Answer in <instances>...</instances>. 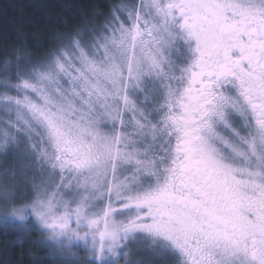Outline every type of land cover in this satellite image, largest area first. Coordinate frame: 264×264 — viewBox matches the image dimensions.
Segmentation results:
<instances>
[{
	"label": "snow or ice",
	"instance_id": "6c2138e0",
	"mask_svg": "<svg viewBox=\"0 0 264 264\" xmlns=\"http://www.w3.org/2000/svg\"><path fill=\"white\" fill-rule=\"evenodd\" d=\"M93 16L39 59L22 40L0 60L17 238L40 232L51 264H264V0Z\"/></svg>",
	"mask_w": 264,
	"mask_h": 264
},
{
	"label": "trees",
	"instance_id": "16d2710c",
	"mask_svg": "<svg viewBox=\"0 0 264 264\" xmlns=\"http://www.w3.org/2000/svg\"><path fill=\"white\" fill-rule=\"evenodd\" d=\"M116 0H0V60L9 50L26 41L27 51L39 59L52 51L58 37L72 33L83 23L96 22L93 12L107 13ZM44 10L54 13L59 22L43 21ZM35 25V27H33ZM17 222L0 223V264H51L52 249L38 246L44 236L36 231L23 232L18 239ZM35 228V227H33Z\"/></svg>",
	"mask_w": 264,
	"mask_h": 264
},
{
	"label": "rangeland",
	"instance_id": "374dc122",
	"mask_svg": "<svg viewBox=\"0 0 264 264\" xmlns=\"http://www.w3.org/2000/svg\"><path fill=\"white\" fill-rule=\"evenodd\" d=\"M7 222H17V221L6 220V219L4 218V216H3V214L0 213V223H7ZM17 223H19V222H17ZM19 224H20V226H23L22 223H19ZM33 227H35V226L33 225Z\"/></svg>",
	"mask_w": 264,
	"mask_h": 264
}]
</instances>
